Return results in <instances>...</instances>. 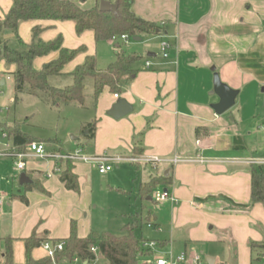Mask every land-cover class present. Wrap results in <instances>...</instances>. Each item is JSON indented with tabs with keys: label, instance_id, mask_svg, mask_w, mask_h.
Segmentation results:
<instances>
[{
	"label": "crops",
	"instance_id": "obj_1",
	"mask_svg": "<svg viewBox=\"0 0 264 264\" xmlns=\"http://www.w3.org/2000/svg\"><path fill=\"white\" fill-rule=\"evenodd\" d=\"M131 1L136 16L160 27L155 35L141 37L140 41L156 40L159 48L162 42H168V57L162 58L161 53L147 57L153 53L150 48H143L145 57L134 53L141 57L135 65L136 75L122 84L117 99L104 88L94 100L93 137L90 139L87 133L81 147L76 145L73 151L80 148L86 156L121 158L110 162L116 167L132 157L160 160L143 164L151 170L145 183L160 176L170 178L169 185L153 190L166 189L176 200L174 204L164 202L171 207V219L168 238L159 247L171 250L178 245L179 255L186 257L181 264H192V256H198L200 250H205V258H210L212 264H253L254 258L264 259V250L258 256L250 247L264 243V206L251 201L250 188L253 168L261 169L264 175V0ZM95 4L93 1L85 9ZM11 6L12 0H0V20ZM33 29L39 30L36 38ZM57 37L67 50L84 48L63 68L62 76L72 74L86 57H94L97 66L99 43L113 46L108 65L122 46L130 43L96 42L91 31L77 35L72 21L20 22L17 37L8 30L1 34L2 42L19 44L23 49L32 42H49ZM57 55L53 52L36 58L32 67L40 70ZM6 67L11 78L15 65L0 58V72ZM214 73L238 92L233 107L221 115L211 108L219 102L213 94ZM118 100L126 101L132 112L113 119L107 112ZM13 127L17 125L0 126V150L23 151L6 132ZM30 141L43 143L31 138ZM71 152L59 149L49 153ZM175 158L180 162L174 164ZM14 161L0 158V191L7 194L0 206V250L4 252L9 239L13 255L14 245L24 255L23 241L31 236L52 243L66 239L71 223L66 214L69 220H77L73 214L88 202L84 200L85 190L76 195L59 181L55 170L63 169V161L26 157L22 171L15 169ZM71 164L81 186L90 165ZM22 173L29 184H19ZM33 182H39L46 193L24 188ZM22 197L26 203L20 200ZM145 198L152 201L151 196ZM151 222L161 230L154 219ZM76 226L79 238L90 234L80 230L78 223Z\"/></svg>",
	"mask_w": 264,
	"mask_h": 264
},
{
	"label": "trees",
	"instance_id": "obj_2",
	"mask_svg": "<svg viewBox=\"0 0 264 264\" xmlns=\"http://www.w3.org/2000/svg\"><path fill=\"white\" fill-rule=\"evenodd\" d=\"M83 2L86 0H82ZM90 9H83L72 0H12V6L3 20H0V58L8 65H15L12 72V84L14 92L21 93L27 86L32 94H42L50 100L52 105L59 102L84 106L85 103V80H92L93 98L97 100L104 88L117 95L120 93L122 84L132 79L137 71L135 65L141 57L134 53H124L122 50L116 54L115 60L105 69H98L94 57H86L84 62L76 67L71 74L73 84L63 89L49 85L48 79L62 75L63 68L70 63L76 55L84 50H67L62 47V39L57 37L49 42H32L24 46L22 51L10 48L6 42H2L1 34L8 30L17 37V28L20 22L49 20V21H72L77 35L85 31H91L96 42L113 41L125 36L129 41L134 38L153 36L160 30L156 24L145 21L136 16L131 10V0H104L111 4H117V13L101 12L99 2ZM39 33L33 29L34 38ZM120 47V46H119ZM57 52V58L43 65L40 70L32 67L34 59L45 57L50 53ZM95 131L94 124L87 126L88 137L91 139ZM7 134L13 140L18 149L24 148L31 143L30 138L22 134L18 127L8 128ZM63 169L58 173L59 181L68 191L78 192V177L74 174V167L69 161H64ZM251 177V201L264 206V175L261 169L253 168ZM170 178L160 176L152 178L147 183L139 186L141 198L150 196L157 186H167ZM27 191L37 190L46 193L39 182H33L24 187ZM20 200L26 203L22 197ZM135 223H127L122 231L123 235L115 236L110 233L89 234L85 238L77 235L75 221L70 223L69 236L64 240V250L59 257L68 259L74 256L83 260H95L96 256L90 252V248H97V256L105 260V264H142L140 257L150 256L153 251L144 248V242L134 234ZM42 239L35 236L24 240V264H49L47 257L34 260L31 253L39 248ZM159 246V245H158ZM251 250H264L263 244H251ZM262 256V254H258ZM0 264H13V250L11 240L6 241L4 252L1 255Z\"/></svg>",
	"mask_w": 264,
	"mask_h": 264
},
{
	"label": "rangeland",
	"instance_id": "obj_3",
	"mask_svg": "<svg viewBox=\"0 0 264 264\" xmlns=\"http://www.w3.org/2000/svg\"><path fill=\"white\" fill-rule=\"evenodd\" d=\"M73 1L81 4L85 9L95 0ZM117 42L119 43L120 40L118 39ZM7 45L14 50H23L19 44L13 42ZM129 46H122V51L136 53L142 57L146 55L143 48L152 49L157 56L161 53L156 40L138 42L130 40ZM136 47L140 49L135 50ZM97 50V67L106 68L113 55V46L99 43ZM8 68L0 72V126L17 125L31 139L42 141L47 153L51 150L59 151V149L71 152L76 145L81 147L88 133L87 126L93 123L94 119L95 101L92 80L89 78L85 80L84 106L59 102V107H56L44 95L30 93L27 86L21 93L16 94L12 80L7 75ZM48 83L54 88L63 89L72 85L73 79L71 74H65L49 78ZM109 164L112 170L103 175L98 173L95 165L89 164L86 179H83L79 191L75 192L78 195L85 190L83 196L88 202L84 209H77L73 214L76 215L77 220L75 221L79 229H85L90 234L106 232L120 236L123 235L122 228L127 223H135L134 234L146 243L151 242L157 245L153 247L152 255L139 258L140 263L154 264L158 256L169 260L170 254L175 259L181 253L178 251V245L173 246L171 250L170 248L161 249L158 246L160 242L168 238L171 207L166 203L157 204L141 198L138 193L139 185L148 180L151 170L143 164L135 166L125 161L117 167L115 164ZM153 193L154 191L150 194L151 197ZM65 218L71 222L67 214ZM153 219L154 223L160 227V231L152 226L151 220ZM201 248L204 249V247ZM200 251L197 255L201 264H207L204 259L207 253L205 250ZM1 254H3L2 250H0V258ZM31 256L34 260L46 257L40 248L34 249ZM13 264H24L23 251L18 245H14ZM93 264H105V260L97 256ZM253 264H264V259L254 258Z\"/></svg>",
	"mask_w": 264,
	"mask_h": 264
},
{
	"label": "built area",
	"instance_id": "obj_4",
	"mask_svg": "<svg viewBox=\"0 0 264 264\" xmlns=\"http://www.w3.org/2000/svg\"><path fill=\"white\" fill-rule=\"evenodd\" d=\"M121 41H128L125 36H121L117 39H113V41L117 40ZM170 45L168 42H162L160 44L161 56L162 58L168 57V50ZM150 63H146V67L148 68ZM114 98L117 99V95H114ZM26 157H37L41 159H54L56 161H69L71 163L74 162H84L93 164L96 166L99 174H105L111 170L110 162L112 161H121V158H114L105 155H98V156H86L83 151L79 148L74 152L67 153V154H59V153H47L45 150L44 143L41 142H31L27 144L23 151H16L14 148H9L5 150H0V158H12L14 159V167L17 171H22L25 167L24 159ZM129 163L132 164H156L159 163L160 160L157 158H138L132 157L128 159ZM174 164L180 162L177 158L172 160ZM60 169L56 168L55 172L60 173ZM7 197V194L3 191H0V206L3 205L4 199ZM152 201L154 203H164V202H171L175 203L176 200L173 196H171L167 191L163 189H157L154 191L152 195ZM155 246L154 243H145L144 247L152 249ZM40 248L44 251L46 257L49 259V264H93L95 260H83L80 257L74 256L71 259L65 257H59L58 255L63 252L64 250V243L63 242H56L52 243L51 241L45 240L40 243ZM90 252L97 257V248L92 246L90 248ZM186 260L185 254H180L175 260L172 259H165L162 256H158L155 260V264H181ZM192 264H201L200 258L196 255L192 256L191 258Z\"/></svg>",
	"mask_w": 264,
	"mask_h": 264
},
{
	"label": "water",
	"instance_id": "obj_5",
	"mask_svg": "<svg viewBox=\"0 0 264 264\" xmlns=\"http://www.w3.org/2000/svg\"><path fill=\"white\" fill-rule=\"evenodd\" d=\"M99 10L101 12H110L113 14L117 13V4H111L107 1L101 0L99 2ZM133 41H140V38H134ZM155 54L148 53L147 57H153ZM237 91L230 89L228 86L223 84L218 75L214 73L213 75V94H215L219 98V102L217 104L211 105V108L217 115H221L228 111L234 105V100L237 96ZM132 112V107L126 103L124 100H118L111 109L107 112V115L112 117L113 119H120L125 117L126 115ZM30 180L28 177L22 173L19 176V184L21 186L29 184ZM164 191H167L164 189ZM207 264H212V260L210 258H205Z\"/></svg>",
	"mask_w": 264,
	"mask_h": 264
}]
</instances>
